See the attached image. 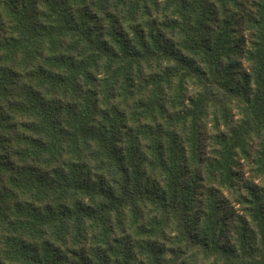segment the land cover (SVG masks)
<instances>
[{
	"label": "trees",
	"instance_id": "trees-1",
	"mask_svg": "<svg viewBox=\"0 0 264 264\" xmlns=\"http://www.w3.org/2000/svg\"><path fill=\"white\" fill-rule=\"evenodd\" d=\"M0 264H264V0H0Z\"/></svg>",
	"mask_w": 264,
	"mask_h": 264
}]
</instances>
